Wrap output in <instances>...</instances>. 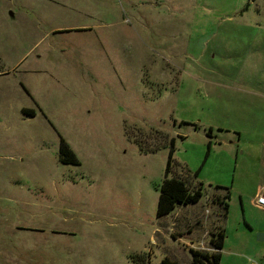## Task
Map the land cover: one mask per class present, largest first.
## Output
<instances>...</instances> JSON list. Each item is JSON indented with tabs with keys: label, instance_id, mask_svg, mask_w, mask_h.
I'll list each match as a JSON object with an SVG mask.
<instances>
[{
	"label": "rangeland",
	"instance_id": "rangeland-1",
	"mask_svg": "<svg viewBox=\"0 0 264 264\" xmlns=\"http://www.w3.org/2000/svg\"><path fill=\"white\" fill-rule=\"evenodd\" d=\"M75 2L0 0V264H194L223 230L219 264H264V0ZM75 24L106 29L47 35ZM173 149L203 197L158 217Z\"/></svg>",
	"mask_w": 264,
	"mask_h": 264
},
{
	"label": "trees",
	"instance_id": "trees-1",
	"mask_svg": "<svg viewBox=\"0 0 264 264\" xmlns=\"http://www.w3.org/2000/svg\"><path fill=\"white\" fill-rule=\"evenodd\" d=\"M24 114L35 116L34 110H27L25 109ZM211 133H209L210 135ZM173 148L175 144V140L172 141ZM156 151V150H154ZM153 152V151H150ZM174 149L172 150L168 164L166 169V178L161 186L160 190V198L158 201V210L157 215L158 217H165L177 210L179 206H187L190 204H197L201 198L203 197V188L200 186L199 188L192 189L189 183L179 177H173L170 175L173 174V165L175 164L174 161ZM59 161L62 164L67 165H80V161L77 158L74 151L71 149L70 145L61 138L60 148H59ZM197 176V175H196ZM218 189H221L218 187ZM230 191L226 189V194L223 197V200H220L221 204L225 208V213H228L229 210V201H230ZM216 238H213L211 244L214 250L217 253H203L201 256L203 259H200V254L193 251L194 253V264H219L221 260V251L224 249L225 244V231L219 232L215 235ZM133 261L138 262L139 264H145L144 256H132ZM202 261V262H201ZM162 264H178L176 261H172L166 259L162 262Z\"/></svg>",
	"mask_w": 264,
	"mask_h": 264
},
{
	"label": "crops",
	"instance_id": "crops-1",
	"mask_svg": "<svg viewBox=\"0 0 264 264\" xmlns=\"http://www.w3.org/2000/svg\"><path fill=\"white\" fill-rule=\"evenodd\" d=\"M59 1L62 4V6H64L65 8H68V9L69 8L71 9L73 7H78L79 6L78 3L75 2V0H59ZM72 1H74L75 4H73ZM86 1H89V0H86ZM91 1H93V0H91ZM82 4L89 5L86 2H84ZM89 7H91V4L89 5ZM79 10H80V8H79ZM83 12H84V9H83ZM1 25L2 24L0 23V28H2ZM111 25H112V28L117 27L115 24H111ZM111 25H107V28L110 29V26ZM105 27H106V25L75 24V25H71V26H64V27H60V28H53V29L49 30V32H48L47 35H49V34H51V35H53V34H55V35L56 34H63V32H69V31H74V33L75 32L76 33H84V32H87V31H93L94 28H97V30H101V29L103 30V29H106ZM41 57H42L41 55L36 56L35 59H34L35 63H39L40 60H41ZM22 60H23V57L20 58V59H18V60H15V61L12 60V61H10V63H15V66L9 67V68H5V66L3 65V61L4 60L2 59V56H0V106H1V102H2V100H1L2 97L1 96H2V90H3V83H2L3 82V78L6 77V76H13V77H15V74L21 68V66H19L18 63L21 62ZM23 73L24 74L34 73L35 75L36 74L39 75V74H42V71L38 67H33L32 69L28 68L27 70H23ZM261 166H262V177L260 178V180L257 182V184L255 186V190H254L255 191V195H254V198H253V201H252L253 206L255 208H257V209L259 208V210L261 208L256 205V201H257V198H258L259 194L262 193L263 190H264V157H263ZM261 210H263V209H261ZM263 212H264V210H263ZM1 216H2V213H0V218H1ZM3 219H4V217H2V220Z\"/></svg>",
	"mask_w": 264,
	"mask_h": 264
},
{
	"label": "built area",
	"instance_id": "built-area-1",
	"mask_svg": "<svg viewBox=\"0 0 264 264\" xmlns=\"http://www.w3.org/2000/svg\"><path fill=\"white\" fill-rule=\"evenodd\" d=\"M256 205L264 210V190L262 193L259 194Z\"/></svg>",
	"mask_w": 264,
	"mask_h": 264
}]
</instances>
